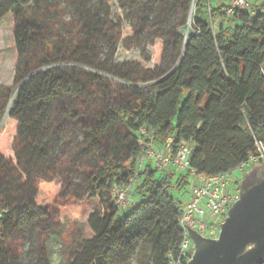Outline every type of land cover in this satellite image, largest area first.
Listing matches in <instances>:
<instances>
[{
  "label": "trees",
  "instance_id": "trees-1",
  "mask_svg": "<svg viewBox=\"0 0 264 264\" xmlns=\"http://www.w3.org/2000/svg\"><path fill=\"white\" fill-rule=\"evenodd\" d=\"M224 1L184 0L180 23L166 29L167 45L156 44L157 64L128 65L118 76L129 99L106 96L98 103L91 144H99L102 134L121 121L127 132L125 156L119 163L102 154L86 187L96 205L88 216L90 237L76 229L67 264H131L140 252L148 253L149 264H170L181 242L180 218L187 202L177 193L186 191L189 173L158 169L151 160L140 166L138 158L152 142L162 148L172 138L173 154L189 143L190 164L205 175L230 171L252 157L263 159L264 9L228 15ZM9 9L15 17L18 61L15 85L0 87V99L8 117L17 122L18 134L15 159L0 154V244L10 240L13 255L19 257V233L33 224L41 200L38 195L35 207H30L7 200V193L16 195L31 184L37 192L41 184L57 190L46 163L56 131L67 133L71 125L57 122L56 105L64 99L86 101V80L104 77L93 61L92 37L77 35L78 23L71 22L69 37L48 23L54 8L47 0L33 5L5 0L0 14ZM139 23L136 38L158 33L156 23ZM187 25L192 31L185 33ZM171 52L172 67H166ZM73 62L93 70L69 66ZM143 127L155 129V141L141 135ZM20 171L27 173V180L14 179ZM133 179V199L122 217L119 213L126 210L118 207L113 188ZM19 209L28 210V215ZM39 262L46 264L44 257Z\"/></svg>",
  "mask_w": 264,
  "mask_h": 264
},
{
  "label": "rangeland",
  "instance_id": "rangeland-1",
  "mask_svg": "<svg viewBox=\"0 0 264 264\" xmlns=\"http://www.w3.org/2000/svg\"><path fill=\"white\" fill-rule=\"evenodd\" d=\"M21 2L33 5L36 0ZM4 3L5 0H1L0 5ZM47 3L54 8L48 15V23L53 22V27L63 35L70 36L73 22L78 23L77 28H74L77 35L92 37L96 50L93 61H96L95 67L104 79L86 80V101L64 99L56 105L57 122L71 125L67 133L56 131L54 146L49 151L46 163L47 170L53 174L51 179L57 190H52L48 184H41L37 192L31 184L16 195L10 191L7 193V200L10 197L20 204L29 203L30 207H35L33 204L39 195L41 203L35 208L33 224L19 233L23 251L20 258L13 255L10 240L0 244V262L5 264H40L42 257L46 264H67L73 252L76 229L90 237L88 216L96 205L89 198L86 187L100 165L102 154L111 156L119 163L123 162L125 152L122 147L126 144L127 136L124 124L119 121L102 134L99 144H91L89 135L98 124V103L106 96L129 99L124 83L118 76L127 71L128 65L157 64L156 44L160 47L167 45L166 29L180 23L181 10L185 6L184 0H47ZM253 4L257 9H264V0H254ZM141 21L147 25L156 23L158 33L151 37L136 38V34L141 33ZM183 30L185 33L192 31L189 25ZM14 34L15 17L13 10L9 9L0 14V87L12 88L15 85L18 54ZM167 56L169 61L165 65L172 67L174 52ZM69 66L79 67L83 71L93 70L77 62ZM17 134L18 124L8 117V107L0 99V154L4 157L15 159ZM98 145L100 149H97ZM263 164L264 159H260L244 170L237 171L230 179V184L239 187L245 173ZM19 177L28 179L24 171H20L14 179L19 180ZM196 183L189 179L186 191L177 193L180 200H189L188 195ZM72 195L73 198H70ZM130 197L133 199L132 192ZM18 212L28 215L26 209H19ZM127 212L121 211L119 215L124 217ZM213 221L222 224L219 219ZM149 262L148 253L140 252L131 264Z\"/></svg>",
  "mask_w": 264,
  "mask_h": 264
},
{
  "label": "built area",
  "instance_id": "built-area-1",
  "mask_svg": "<svg viewBox=\"0 0 264 264\" xmlns=\"http://www.w3.org/2000/svg\"><path fill=\"white\" fill-rule=\"evenodd\" d=\"M225 11L228 15H233L237 10H245L251 14H256L253 0H225ZM264 74V67H262ZM155 129L148 127L141 128V135L155 141ZM173 139H167L162 149H159L153 142L149 144L146 155L138 158V163L143 166L145 162L151 160L158 169L172 168L181 173H189L191 182H197L191 192L190 199L186 202L183 216L180 218L181 242L177 253L172 255L170 264H189L195 254V244L190 235L189 228L196 230L203 237L218 239L221 232V224L214 222L219 219L221 223L228 216L229 209L240 199L242 185L237 188L230 184V179L235 173L244 170L247 166L257 162L259 158L252 157L250 161L242 163L235 169L216 175H205L198 173L190 164L193 147L183 144L177 153L171 152ZM261 147V146H260ZM261 149L264 159V150ZM133 179L128 185H115L113 197L121 210H126L132 199L130 192L134 187ZM189 227V228H188ZM260 264H264V261Z\"/></svg>",
  "mask_w": 264,
  "mask_h": 264
},
{
  "label": "water",
  "instance_id": "water-1",
  "mask_svg": "<svg viewBox=\"0 0 264 264\" xmlns=\"http://www.w3.org/2000/svg\"><path fill=\"white\" fill-rule=\"evenodd\" d=\"M189 228V227H188ZM195 254L189 264H260L264 261V164L243 175L240 199L229 209L218 239L189 228Z\"/></svg>",
  "mask_w": 264,
  "mask_h": 264
},
{
  "label": "crops",
  "instance_id": "crops-1",
  "mask_svg": "<svg viewBox=\"0 0 264 264\" xmlns=\"http://www.w3.org/2000/svg\"><path fill=\"white\" fill-rule=\"evenodd\" d=\"M253 1H254V0H253ZM156 146H157L159 149H162L159 143H156ZM188 196H189V199H190V197H191V193H190Z\"/></svg>",
  "mask_w": 264,
  "mask_h": 264
}]
</instances>
